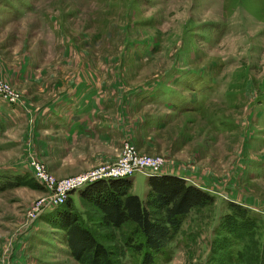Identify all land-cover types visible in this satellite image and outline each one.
Wrapping results in <instances>:
<instances>
[{"label": "rangeland", "instance_id": "1", "mask_svg": "<svg viewBox=\"0 0 264 264\" xmlns=\"http://www.w3.org/2000/svg\"><path fill=\"white\" fill-rule=\"evenodd\" d=\"M124 144L211 196L156 264H264V0H0V264H80L52 224L65 208L138 264L129 224L99 225L31 165L100 174Z\"/></svg>", "mask_w": 264, "mask_h": 264}, {"label": "trees", "instance_id": "2", "mask_svg": "<svg viewBox=\"0 0 264 264\" xmlns=\"http://www.w3.org/2000/svg\"><path fill=\"white\" fill-rule=\"evenodd\" d=\"M145 184L144 201L129 193L131 180L128 177L99 178L86 182L76 191L98 211L99 225L115 229L125 224L131 226L122 243L138 255V264H156L154 256L164 255L165 245L178 231L188 210L206 205L211 196L201 187L173 174L148 175ZM52 224L66 231L70 254L80 264H118L112 252L74 210L58 211Z\"/></svg>", "mask_w": 264, "mask_h": 264}, {"label": "built area", "instance_id": "3", "mask_svg": "<svg viewBox=\"0 0 264 264\" xmlns=\"http://www.w3.org/2000/svg\"><path fill=\"white\" fill-rule=\"evenodd\" d=\"M13 96H11L9 100L13 101ZM31 165L34 169L35 177L42 184L51 188L56 197H64L70 191L78 189L86 182L99 178L129 177L134 173H140L145 176L152 174L178 175L177 173H166L162 169L163 161L159 156L141 154L129 144H124L122 146L114 162L107 166V168L100 174L92 173L89 176H75L57 179L52 174L48 173L40 162L31 160ZM181 177L183 178L184 176Z\"/></svg>", "mask_w": 264, "mask_h": 264}, {"label": "crops", "instance_id": "4", "mask_svg": "<svg viewBox=\"0 0 264 264\" xmlns=\"http://www.w3.org/2000/svg\"><path fill=\"white\" fill-rule=\"evenodd\" d=\"M179 169L173 170V171H168V170H164L166 173L171 172V173H177L178 175H184L183 172L180 170V172H178ZM147 176L144 175V183H145V179ZM133 182V176L131 178V184ZM146 185V184H145ZM131 186V185H130Z\"/></svg>", "mask_w": 264, "mask_h": 264}]
</instances>
